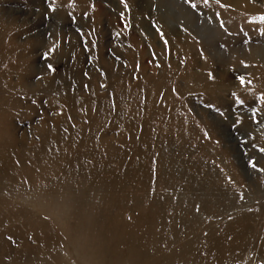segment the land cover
<instances>
[{
    "label": "rangeland",
    "instance_id": "374dc122",
    "mask_svg": "<svg viewBox=\"0 0 264 264\" xmlns=\"http://www.w3.org/2000/svg\"><path fill=\"white\" fill-rule=\"evenodd\" d=\"M192 2L0 0V264H264V0Z\"/></svg>",
    "mask_w": 264,
    "mask_h": 264
},
{
    "label": "bare ground",
    "instance_id": "6f19581e",
    "mask_svg": "<svg viewBox=\"0 0 264 264\" xmlns=\"http://www.w3.org/2000/svg\"><path fill=\"white\" fill-rule=\"evenodd\" d=\"M226 3H229L230 5H238V4H241V3H245V0H224ZM251 6V5H250ZM167 17V15H166ZM183 18V21H185L186 24L189 23V19L185 18V16L182 17ZM240 53V52H239ZM238 55V54H237ZM245 58L247 59H250V62H257L259 64H261L263 67L261 68L262 69V73L261 74H264V51H262L261 49H255V50H251L250 52H248V54L245 55ZM254 64V63H253ZM206 67V66H205ZM207 68V67H206ZM209 69V68H208ZM210 71V70H209ZM260 71V70H259ZM224 74V73H222ZM225 75V74H224ZM264 76V75H263ZM262 76V77H263ZM262 81V80H261ZM264 81V80H263ZM47 159V158H46ZM70 186V185H69ZM60 187V186H59ZM52 188V187H51ZM63 188V187H62ZM68 189V187H67ZM53 190V189H52ZM118 191V190H117ZM45 194V193H44ZM43 195V194H42ZM38 196V195H37ZM51 197V196H50ZM61 197V196H60ZM53 198V197H51ZM46 199V198H45ZM58 199V198H57ZM55 200V199H54ZM105 214V213H104ZM142 232V231H141ZM138 242V241H137ZM139 245V244H138Z\"/></svg>",
    "mask_w": 264,
    "mask_h": 264
},
{
    "label": "snow or ice",
    "instance_id": "6c2138e0",
    "mask_svg": "<svg viewBox=\"0 0 264 264\" xmlns=\"http://www.w3.org/2000/svg\"><path fill=\"white\" fill-rule=\"evenodd\" d=\"M122 2H123V0H122ZM188 2L191 4V6L193 8H196L197 7V5L194 2H192V0H188ZM204 2L205 3H208V0H204ZM219 2H220V0H217V3H219ZM50 7H52V6L50 5ZM125 7H127V4H125ZM261 19H264V17H261ZM49 67H51V65H49ZM239 79H240V83L241 84H244L245 83V80H244L243 77H240ZM248 83H250V81ZM261 99L264 100V95L261 96ZM237 102L238 103H243V101L242 100H239V99L237 100ZM237 122L239 123V121H237ZM261 151L264 152V149H261ZM253 166H255V165H253Z\"/></svg>",
    "mask_w": 264,
    "mask_h": 264
}]
</instances>
